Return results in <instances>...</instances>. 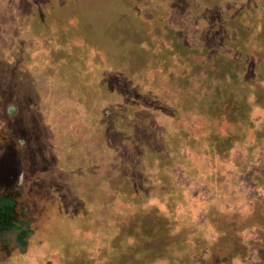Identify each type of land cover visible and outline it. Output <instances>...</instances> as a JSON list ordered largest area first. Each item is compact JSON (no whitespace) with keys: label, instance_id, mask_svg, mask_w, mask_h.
Masks as SVG:
<instances>
[{"label":"rangeland","instance_id":"obj_1","mask_svg":"<svg viewBox=\"0 0 264 264\" xmlns=\"http://www.w3.org/2000/svg\"><path fill=\"white\" fill-rule=\"evenodd\" d=\"M31 1L0 0V194L18 183L15 195L31 213L35 229L28 250L10 254L0 250V264H111L120 253L122 237L128 234L131 243L146 213H164L177 227L182 212L195 221L209 192L208 171L229 172L232 161H241L247 151L235 148L221 167L181 143L178 160L184 163L186 154L201 176L190 178L183 174L182 164L175 163L168 182L156 185L157 178H144L140 194L148 197L132 203L131 213L122 212L118 186L113 184H126L123 177L134 184L143 175L126 163L125 149L132 138L122 132L133 130L141 144H150L163 130L161 125L174 119L170 110L176 109L167 105L177 96L169 90L185 77V63L167 69L166 51L176 36L177 44L191 51L193 62L197 53L209 61L212 49L204 44L202 32L206 24H195L196 10L189 17L180 8H170L168 0L160 1L150 9L161 24L146 22L144 27L156 41L139 36L141 41L130 46L139 47L135 57H119L123 59L118 64L114 57L120 47L109 38L107 17L131 11L136 0ZM77 12L83 19L75 18ZM141 23L138 20L137 25ZM230 54L243 72L239 57L233 50ZM250 114L248 123H260L264 111L254 102ZM177 119L186 123L185 116ZM193 125L192 132L197 133ZM187 127L191 129V124ZM115 145L119 151L113 150ZM214 177L218 182L226 179L216 172ZM170 181L173 193L187 194L185 202L177 199L172 213L164 194ZM123 184L119 189L125 188ZM260 238L264 239L263 232ZM184 239L179 240L181 246ZM132 242L138 245L134 238ZM252 244L258 247L254 240ZM257 255L252 264H264V250ZM234 263L241 264L238 258Z\"/></svg>","mask_w":264,"mask_h":264},{"label":"trees","instance_id":"obj_2","mask_svg":"<svg viewBox=\"0 0 264 264\" xmlns=\"http://www.w3.org/2000/svg\"><path fill=\"white\" fill-rule=\"evenodd\" d=\"M160 1L164 0H136L137 4H133L131 11L115 12L107 17L110 22L109 38L120 47L114 57L118 61L116 63L122 62L123 58L119 57H131L130 60L135 57L139 47L134 46L137 49H133L130 46L138 44L140 37L148 41L152 39L144 27L146 22L155 26L161 24V18L150 9ZM168 3L170 8H180L189 17L194 15L195 10L199 13L195 24L198 21L206 24L202 26L203 39L204 44L212 49V58L208 61L197 53L193 62L188 47L179 46L176 36L170 34L174 38L166 51L167 69L185 63V77L177 87L174 84L169 90L173 93L171 95L177 96L174 104L167 105L169 110L170 105L176 109L170 110L174 119L161 125L163 130L155 134L150 144H141L132 136L133 130L122 132L132 138L125 149L129 155L126 163L134 167L136 173H143L134 184L128 177L122 178L126 184L122 181L113 184L118 186L116 191L123 202L122 212L131 213L129 207L132 203L148 197L140 194L144 178H157L156 185L168 182L171 180L170 170L177 166H174L175 163L182 164L184 175L195 180L201 176L200 170L196 172L192 168L194 166H191L186 154L182 155L186 157L184 163L178 160L183 151L181 143L186 148L190 146L203 153L215 166L217 162L223 167V162L230 160L231 151L235 148H245L247 155L241 161H232L233 166L227 173H224L225 169L208 171L205 184L209 192L202 199L203 205L195 221H190L188 216L186 219L184 216L188 212H182L177 227L175 222L165 218L164 213L148 212L138 218L139 224L132 232V241L134 238L138 245L135 246L132 241L128 243V234H123L116 262L110 263L235 264L238 258L241 264H252L251 258L259 259L258 252L264 250V239L260 238V233H264V116L260 123L247 121L251 116L252 103L256 102L264 111V0H168ZM74 14L78 20L84 17L83 13ZM66 16L74 17L70 14ZM138 20H141V25H137ZM175 25L180 24L177 22ZM212 35L214 44L210 46L207 43L212 41L209 40ZM155 41L156 38L151 40ZM231 50L239 57L243 72L233 64ZM129 79L132 85L136 77ZM184 116L186 123L182 120L178 122L180 119L177 118ZM188 124H191V129ZM193 124L198 128L197 133L192 132ZM114 127L113 131L116 130ZM119 149L116 147L113 150ZM215 172L216 176L224 174L226 179L218 182ZM17 184L15 189L0 194V250L6 254L27 251L35 231L31 213L24 210L22 200L15 195ZM120 184L125 188L119 189ZM168 184L170 188L164 194L167 193L166 207L171 212L176 208L177 199L185 202L187 194L181 191L176 195L171 181ZM185 221L188 223L185 224ZM180 239H184L182 246ZM252 240L257 243V248H252Z\"/></svg>","mask_w":264,"mask_h":264}]
</instances>
